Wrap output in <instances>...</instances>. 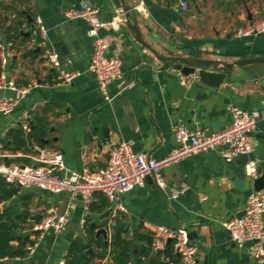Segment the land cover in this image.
Listing matches in <instances>:
<instances>
[{"label": "crops", "instance_id": "crops-1", "mask_svg": "<svg viewBox=\"0 0 264 264\" xmlns=\"http://www.w3.org/2000/svg\"><path fill=\"white\" fill-rule=\"evenodd\" d=\"M124 1L132 7L135 25L149 47L138 41L127 25L120 0H0V43H13V54L4 68L6 79L0 80V94L17 96L14 89L5 85L9 80L19 87L39 83L10 114H0V162L33 165L38 163L36 150L46 148L63 154L66 166L63 173L81 171L84 167L98 169L107 164L111 146L123 140H132L135 151L162 159L178 147L175 125L222 130L232 120L229 106L259 116L251 137L255 149L231 162L221 157L219 148L194 153L162 168L165 191L158 188L154 179H146L142 186L122 193L114 201L98 192L87 204L81 196L68 192L12 185L20 189L14 196L17 199L2 202L0 212L16 204V212L21 211L27 217L25 223L19 222L16 235L25 233L38 244L30 253L27 243L24 256L0 258V264L66 262L76 239L86 244L90 264H112L114 224L124 223L122 235L128 229L134 239L136 233L139 249L146 243L139 241V234L151 235L145 222L172 228L182 226L195 233L191 239L198 247L196 264H259L252 253L254 243L237 245L223 221L238 216L254 191L246 164L250 161L257 166L264 164V63L235 68L228 82L211 87L174 68L160 71L163 62L154 51L166 55V50H173L224 61L264 55V32L240 33L264 18V0H255L257 4L253 5L250 0H189L190 7L185 11L167 0ZM84 3L97 6L103 21L117 17L116 25L99 31L107 44V55L117 56L123 62V77L109 83L107 88L111 100L105 99L95 75L88 69L94 43L89 23L82 18L66 17L67 10L81 8ZM37 17L47 27L44 37L37 27ZM50 50L60 54L63 68L81 74L70 83L62 81L59 71L46 58ZM131 81L132 87L122 89ZM43 118L47 120L44 137L28 138V152L15 151L16 137L9 132L21 128L27 135ZM24 124L28 125L27 130L23 129ZM20 155L30 156L32 161L19 159ZM181 184H186L187 190L177 198L169 197L171 189ZM24 196L29 199H21ZM104 197L108 207L101 210L89 207L90 203L99 206ZM118 202L127 212L112 213L111 208ZM50 207L58 212L68 209L67 227L59 233L49 230L36 238L30 226ZM101 227L108 230L107 245L103 235L97 234ZM99 238L103 246H99Z\"/></svg>", "mask_w": 264, "mask_h": 264}, {"label": "built area", "instance_id": "built-area-1", "mask_svg": "<svg viewBox=\"0 0 264 264\" xmlns=\"http://www.w3.org/2000/svg\"><path fill=\"white\" fill-rule=\"evenodd\" d=\"M167 1L169 3L173 1L174 5L184 11L190 7L189 0ZM98 14V7L90 3H84L81 8H70L66 11L67 18H82L89 23V34L94 37V43L88 69L95 75L98 87L105 99L111 100L112 97L107 88L109 83L123 77V62L117 56L107 55V44L100 37L99 31L108 25H116L117 17L107 22L100 19ZM36 24L40 34L44 37L47 27L40 17H37ZM261 32H264V18L249 28L241 30L240 33L250 35ZM12 54L13 43L11 41L0 43V80L6 79L4 68ZM46 58L50 65L59 71V77L64 82L70 83L81 74L78 71H67L63 68L61 56L56 50L48 51ZM262 84L264 87V79ZM5 85L14 89L18 94L17 96L0 94V114L2 115L10 114L20 99L39 83L34 81L19 87L14 80H9ZM133 85L134 82H127L122 89ZM228 111L232 120L222 130L208 131L200 127L188 128L183 123L175 125L174 133L178 147L162 159H156L143 151H135L132 140H123L111 146L105 166L98 169L84 167L81 171L63 173L66 169L63 154L60 151L40 148L36 164L21 166L0 162V177H4L10 185L36 186L53 193L68 192L71 196H81L87 204L98 192L103 193L110 201L117 200L122 193L142 186L148 176L154 179L158 188L165 191L166 182L162 175V168L171 162L200 151L217 148L220 149L221 157L231 162L239 156L249 155L254 151L255 147L251 137L256 129L259 116L237 106H229ZM23 129L27 130L28 125L24 124ZM245 168L248 176H257L256 162L250 161ZM187 188L186 184H181L180 187L172 188L168 196L177 198ZM111 209L113 214L119 211L127 212L120 202ZM244 210L243 216L228 218L223 221V225L237 245L242 246L247 241L253 242V256L259 264H264V190L253 191L247 199ZM67 222L68 209L58 212L54 207H50L41 220L32 223L30 228L35 232L36 238H41L49 230L55 233L64 231ZM144 226L153 237V251L163 252L169 243L172 244L174 252L180 257V262H169L168 264H196L198 247L191 239L187 228L182 226L172 228L151 222H145ZM37 244L36 240L34 244L28 246L27 251L32 253ZM58 264H65V261L60 260Z\"/></svg>", "mask_w": 264, "mask_h": 264}, {"label": "trees", "instance_id": "trees-1", "mask_svg": "<svg viewBox=\"0 0 264 264\" xmlns=\"http://www.w3.org/2000/svg\"><path fill=\"white\" fill-rule=\"evenodd\" d=\"M1 72V69H0ZM40 122L33 126L32 130L26 135L25 132L19 128L11 130L9 135L13 134L16 137V148L15 151L24 150L29 151L27 146V139L34 138L41 139L46 133L47 120L40 119ZM41 145L44 143L41 141ZM19 188L16 186L10 185L4 177H0V204L6 202L13 198L19 192ZM29 199V196L21 197V199ZM27 205V203H26ZM16 204H11L7 206L2 212H0V258L4 257H16L24 256L26 253V244H34L36 240L30 239L29 235L25 237L17 236L16 232L20 228V223H25L27 217L21 213V211L15 210ZM109 206V202L106 197L102 199V202L99 206H94L93 203H90V208L94 210L103 209ZM17 213V216H14ZM106 214H110L108 210ZM41 216L36 218V221L41 220ZM20 222V223H19ZM90 231H93V228H89ZM139 241L146 242L141 244L138 249V256L133 261L132 254L134 249V239L131 237V231L125 230L124 235L120 233L114 241L113 245V256L112 264H168L169 262L179 263L180 258L177 257L173 252L172 244L169 243L163 251V253L169 257V260L162 258L160 252L153 251L152 248V235L147 233H141L138 236ZM17 241L18 244L15 245L13 242ZM99 246H103L101 238L98 239ZM86 244L80 239H76L71 245L69 254L67 256V261L65 264H90V258L85 252Z\"/></svg>", "mask_w": 264, "mask_h": 264}, {"label": "water", "instance_id": "water-1", "mask_svg": "<svg viewBox=\"0 0 264 264\" xmlns=\"http://www.w3.org/2000/svg\"><path fill=\"white\" fill-rule=\"evenodd\" d=\"M195 2V0H192ZM120 2L124 5V11L126 13V21L127 25L133 30L135 33L138 41L142 44L149 47V45L143 39V35L141 30L135 25L136 20L131 13L130 6L126 5L124 0H120ZM249 18H251L250 11ZM167 54L163 55L158 51H154L156 57L163 62V64L159 67L160 71L168 70L170 68H174L175 70L179 71L180 74L184 76H194L199 79V81L209 85L211 87H219L225 81H229L231 79L232 73L235 68H246L254 64L264 63V55L260 56H249L237 59L235 61H224L218 58H207V57H197L192 55H185L179 51L173 50H166ZM147 68H152L151 65H144ZM45 141V140H44ZM30 143V142H29ZM31 144V143H30ZM39 153V150H36ZM19 159L25 160L28 162L32 161V158L27 155H20L18 156ZM21 166H24L22 164ZM250 177V176H249ZM250 182L253 185L254 191H262L264 190V164H259L257 166V176L250 177ZM146 179L153 180L151 176H148ZM21 187V185H18ZM17 197L11 199V202L16 200ZM245 214V210H242L238 217H241ZM115 233L114 237H117L121 230L125 227L124 223H117L114 224ZM97 234H102L105 238V244L107 245V238H108V230L106 227L99 228ZM195 233H190V237ZM17 235L25 236V233H17ZM134 240H137L136 233H134ZM88 252H91L89 248ZM138 253V243L137 241L134 243L133 255L132 259H135Z\"/></svg>", "mask_w": 264, "mask_h": 264}, {"label": "rangeland", "instance_id": "rangeland-1", "mask_svg": "<svg viewBox=\"0 0 264 264\" xmlns=\"http://www.w3.org/2000/svg\"><path fill=\"white\" fill-rule=\"evenodd\" d=\"M250 2H252V5L257 4V2L255 0H250Z\"/></svg>", "mask_w": 264, "mask_h": 264}]
</instances>
